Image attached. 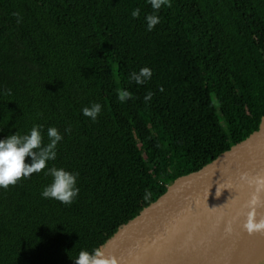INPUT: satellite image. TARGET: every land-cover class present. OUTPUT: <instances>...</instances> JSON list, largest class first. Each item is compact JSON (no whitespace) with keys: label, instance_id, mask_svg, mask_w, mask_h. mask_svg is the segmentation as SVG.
<instances>
[{"label":"trees","instance_id":"16d2710c","mask_svg":"<svg viewBox=\"0 0 264 264\" xmlns=\"http://www.w3.org/2000/svg\"><path fill=\"white\" fill-rule=\"evenodd\" d=\"M153 11L147 0H0V138L37 124L47 144L56 127L46 167L78 173L79 188L71 204L42 198L43 169L0 188V264H74L264 110V0H169L148 31ZM145 66L147 81L130 80ZM93 102L94 121L81 112Z\"/></svg>","mask_w":264,"mask_h":264},{"label":"water","instance_id":"95a60500","mask_svg":"<svg viewBox=\"0 0 264 264\" xmlns=\"http://www.w3.org/2000/svg\"><path fill=\"white\" fill-rule=\"evenodd\" d=\"M257 175L264 176V110L239 136L168 178L97 247L118 264H257L264 232L243 229ZM259 195L264 201V189ZM257 212L264 216V205Z\"/></svg>","mask_w":264,"mask_h":264},{"label":"clouds","instance_id":"9594fccd","mask_svg":"<svg viewBox=\"0 0 264 264\" xmlns=\"http://www.w3.org/2000/svg\"><path fill=\"white\" fill-rule=\"evenodd\" d=\"M153 13L145 16L146 27L151 31L153 26L159 22V17L155 14L162 5H169V0H147ZM133 17L139 15V9H133ZM152 75L149 67H141L138 71L130 73V80L136 84H143ZM131 97V93L123 90L118 93L120 101H126ZM152 92L148 91L143 99L149 101ZM101 111V104L93 102L90 106L81 109L84 116L93 121ZM43 125L34 124L25 134L11 133L0 138V188H7L15 184L21 177H28L30 174L45 170L44 174L51 177V182L45 185L40 196L42 198L55 199L62 204H71L79 192L77 187L78 173L66 170L63 167H46L48 161L56 158V145L62 140V136L56 127L47 128L49 142L42 144L41 130ZM67 131V129H65ZM27 157V160H26ZM250 184L255 185L256 194L248 201V211L243 221V229L249 234L254 232H264V216L258 214L257 209L264 205L259 195L264 189V176L257 175ZM259 216V218H258ZM74 264H118L117 259L112 255H105L102 248L97 247L91 252L81 249L78 255L72 259Z\"/></svg>","mask_w":264,"mask_h":264},{"label":"rangeland","instance_id":"374dc122","mask_svg":"<svg viewBox=\"0 0 264 264\" xmlns=\"http://www.w3.org/2000/svg\"><path fill=\"white\" fill-rule=\"evenodd\" d=\"M200 69L203 71L204 73V70H203V67H202V64L200 63ZM257 264H264V260H262L261 262L257 263Z\"/></svg>","mask_w":264,"mask_h":264}]
</instances>
